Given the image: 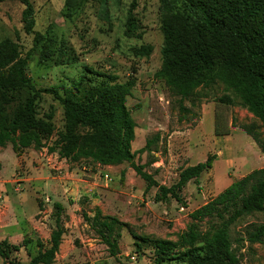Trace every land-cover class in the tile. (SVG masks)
Listing matches in <instances>:
<instances>
[{"label": "rangeland", "instance_id": "374dc122", "mask_svg": "<svg viewBox=\"0 0 264 264\" xmlns=\"http://www.w3.org/2000/svg\"><path fill=\"white\" fill-rule=\"evenodd\" d=\"M29 1L32 28L24 21V3L0 2V42L16 45L33 86L0 88V132L22 120L20 127H26L32 139L21 154L11 143L0 145V244L20 245L8 260L0 255V264L29 263L41 251L39 243L50 248L57 216L64 234L50 264H184L176 258L157 263L155 241L177 242L192 227L200 232L199 244L210 239L219 219L196 220L192 213L264 166L263 122L233 85L218 78L205 83L221 69L242 75L232 68L230 40L206 37L213 66L200 61L208 67L187 75L184 67L190 56L184 43L167 36L164 24L182 30L190 21L171 15L164 0ZM204 1L239 10L255 6L259 12L249 27L264 29V0ZM177 6L182 8L181 2ZM9 71L0 70V77ZM82 76L85 85L109 80L126 88V106L135 122L131 150L136 163L158 184L171 187L184 168L216 155L213 167L183 189L182 201L172 195L158 201V187L149 188L127 162L103 165L85 156L91 149L89 129L69 131L65 107L48 92L66 95ZM195 82L199 85L183 97L181 88ZM21 136L18 130L17 139ZM56 202L63 206L60 213ZM85 213L91 221L98 214L113 224L116 255L85 220ZM261 227L264 210L231 226L239 264H264V234L249 241ZM179 253L175 250L173 256Z\"/></svg>", "mask_w": 264, "mask_h": 264}, {"label": "trees", "instance_id": "16d2710c", "mask_svg": "<svg viewBox=\"0 0 264 264\" xmlns=\"http://www.w3.org/2000/svg\"><path fill=\"white\" fill-rule=\"evenodd\" d=\"M4 0H0L2 2ZM27 8L24 11V21L28 28L33 26V10L29 0H19ZM181 2L182 8L177 4ZM165 8L174 16L190 21L182 30L172 23L164 24V31L168 37H173L181 44L190 56L184 71L187 75H195L208 66H213V60L207 53L206 37H223L230 40L232 68H239L242 75L231 73V68L221 69L205 81L211 83L218 78L234 86L244 104L264 124V29L256 32L250 29L252 17L259 12L255 6L246 9H233L222 3L215 6L208 5L204 0H164ZM264 13V3L262 5ZM167 22V21H165ZM191 26V27H190ZM218 37V38H219ZM36 41H41L38 33ZM185 40V42H184ZM167 47L166 52L169 51ZM206 62L208 66L200 63ZM9 67L7 76L0 77V88H33L31 79L27 77L26 61L18 57L16 45L10 40L0 42V70ZM76 82L73 91L60 95L58 91L50 89L55 97L65 107V115L69 131L79 126L89 129L88 140L91 149L86 150L85 156L91 157L103 165L127 162L148 183V187L157 186L158 201L168 200L169 195L182 201L181 193L187 184L194 180L198 182L202 173L213 167L216 155H210L206 161L184 168L180 178L171 187L160 185L152 175L145 172L135 161V154L131 150V143L135 134V122L131 111L126 106L127 90L120 84L109 80L94 81L85 85L84 78ZM199 82L181 88L183 97H187ZM33 105V98L28 101V108ZM22 120L16 123L12 130L0 132V145L12 144L14 152L21 154L23 149L30 147L31 137L26 127H20ZM21 131L18 140L16 132ZM248 134L252 136L250 131ZM259 145V140L252 136ZM262 148V147H261ZM264 152V147L262 148ZM58 213L63 211L61 203L56 202ZM264 210V166L253 170L246 176L234 181L223 192L192 213L196 220L204 218H218L219 226L213 236L199 244L200 232L194 227L186 235H182L177 242L157 240L154 251L157 263L168 259H180L184 264H239L237 251L230 239V228L244 216ZM98 214L91 221L88 214L84 218L103 241L108 244L111 254L116 255L118 240L113 237V224L99 219ZM116 221V220H115ZM57 229L51 237V247L44 249L31 258L29 263L10 261V264H50L57 252L64 228L60 216H57ZM264 234V227L249 235V241L256 242ZM120 236V235H118ZM139 246V244H138ZM20 245H11L7 241L0 244V255L8 260L10 254L18 251ZM179 250L177 257L173 252ZM13 262V263H12ZM9 264L8 262H6Z\"/></svg>", "mask_w": 264, "mask_h": 264}]
</instances>
